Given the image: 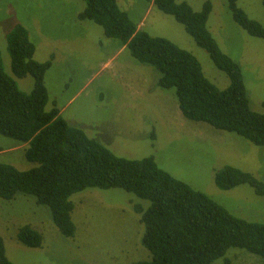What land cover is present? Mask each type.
<instances>
[{
    "label": "rangeland",
    "instance_id": "obj_1",
    "mask_svg": "<svg viewBox=\"0 0 264 264\" xmlns=\"http://www.w3.org/2000/svg\"><path fill=\"white\" fill-rule=\"evenodd\" d=\"M185 1L200 10L204 0ZM207 28L220 49L242 70L249 106L264 111V39L246 33L232 18L226 0H210ZM138 30L164 37L196 57L205 76L218 88L229 84L208 53L198 46L173 16L157 9L152 0H117ZM249 18L264 26L261 0H237ZM84 0H0V55L4 70L29 92L30 75L16 78L6 35L23 25L35 45L33 58L50 61L44 82L46 110L57 107L72 126L82 129L115 155L126 159L152 156L157 165L223 206L231 214L264 223V196L247 184L227 190L214 182L215 172L234 166L264 182V146L231 132L191 121L181 114L174 89L158 85L159 72L135 61L127 49L104 35L101 26L79 20ZM26 144L0 133V163L18 169L34 167L25 158ZM74 237L64 236L52 221L47 206L31 195L0 198V238L13 264H132L149 259L141 244L143 224L133 206L142 201L121 188H87L73 194ZM30 225L42 237L38 247L17 238ZM227 260V263L225 262ZM258 256L230 248L211 264H262Z\"/></svg>",
    "mask_w": 264,
    "mask_h": 264
},
{
    "label": "trees",
    "instance_id": "obj_2",
    "mask_svg": "<svg viewBox=\"0 0 264 264\" xmlns=\"http://www.w3.org/2000/svg\"><path fill=\"white\" fill-rule=\"evenodd\" d=\"M84 1L78 19L101 26L104 35L119 40L135 61L153 66L160 74L158 85L174 89L184 118L264 146V111L250 108L240 66L220 49L207 28L210 0H204L200 10L185 1L152 2L173 16L227 75L229 84L222 89L205 76L190 52L167 38L138 30L117 0ZM261 2L264 10V0ZM236 3L226 0L233 20L249 35L264 39V26ZM6 41L13 76L30 75L33 87L22 91L4 70L0 55V133L26 144L25 158L36 165L21 170L0 163L1 199L11 200L17 193L33 196L37 204L49 208L59 231L74 237V203L70 197L87 188H121L147 202L145 207L136 203L133 208L144 228L141 244L150 257L132 264H211L230 248L245 249L264 264V223L234 216L205 193L160 168L152 156L126 159L115 155L70 125L57 107L46 110L44 76L51 62L33 58L35 45L21 24L7 33ZM214 182L221 190L247 184L264 196V182L234 166L217 170ZM17 238L30 247L42 243L41 234L30 225L20 227ZM0 264H13L5 256L1 238Z\"/></svg>",
    "mask_w": 264,
    "mask_h": 264
},
{
    "label": "crops",
    "instance_id": "obj_3",
    "mask_svg": "<svg viewBox=\"0 0 264 264\" xmlns=\"http://www.w3.org/2000/svg\"><path fill=\"white\" fill-rule=\"evenodd\" d=\"M125 49V46L124 45H120L117 49H116V52H121L122 50Z\"/></svg>",
    "mask_w": 264,
    "mask_h": 264
}]
</instances>
